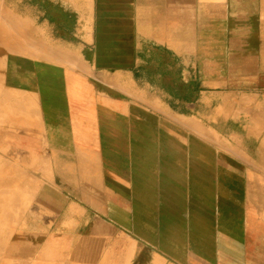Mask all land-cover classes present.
I'll use <instances>...</instances> for the list:
<instances>
[{
  "label": "crops",
  "instance_id": "crops-1",
  "mask_svg": "<svg viewBox=\"0 0 264 264\" xmlns=\"http://www.w3.org/2000/svg\"><path fill=\"white\" fill-rule=\"evenodd\" d=\"M0 54V264H264V0H0Z\"/></svg>",
  "mask_w": 264,
  "mask_h": 264
},
{
  "label": "rangeland",
  "instance_id": "rangeland-1",
  "mask_svg": "<svg viewBox=\"0 0 264 264\" xmlns=\"http://www.w3.org/2000/svg\"><path fill=\"white\" fill-rule=\"evenodd\" d=\"M1 55V54H0ZM4 57V55L2 56H0V63L3 65V59H5V58H3ZM3 67L1 66L0 67V74H3ZM2 89H4V86H3V84L2 83H0V91H1V94H2V92H3V90ZM0 94V96H2ZM0 107H3V104H1L0 103ZM0 141H1V138H0ZM3 142V141H2ZM0 144H1V142H0ZM1 146H0V173H5V172H7V169L8 170H10V167H11V171H12V168H13V165L12 164H9L10 165V167L8 168V165H7V148H2V150H1ZM4 153V154H3ZM5 153H6V155H5ZM3 169V170H2ZM6 170V171H5ZM1 171H3V172H1Z\"/></svg>",
  "mask_w": 264,
  "mask_h": 264
},
{
  "label": "bare ground",
  "instance_id": "bare-ground-1",
  "mask_svg": "<svg viewBox=\"0 0 264 264\" xmlns=\"http://www.w3.org/2000/svg\"><path fill=\"white\" fill-rule=\"evenodd\" d=\"M1 7H2V5H1ZM2 8H4V7H2ZM14 21H15V20H14ZM16 24H17V23H16ZM18 25H19V23H18ZM6 26H8V25H6ZM21 27H22V26H21ZM21 27L18 26V27H16V29H17V28H18V29H19V28L22 29L23 27H22V28H21ZM17 31L20 32L21 30H20V31L17 30ZM23 32H24V31H23ZM12 33H13V32H12ZM16 33H17V32H16ZM5 35H6V34H5ZM22 35H23V34H22ZM6 36H7V35H6ZM18 36H19V35H18ZM20 38H22V37H20ZM17 42H18V41H17ZM10 43H11V42H10ZM15 43H16V41H15ZM6 44H7V43H6ZM8 44H9V43H8ZM2 45H3V44H2ZM2 45H1V46H2ZM23 45H24V44H23ZM23 45H22V46H23ZM3 46H6V45H3ZM9 46H11V45H9ZM13 46H14V45H13ZM17 46H18V44H17ZM17 46H16V47H17ZM40 46H41V45H40ZM7 47H8V46H7ZM14 47H15V46H14ZM8 48H9V47H8ZM15 49H16V52H17V48H15ZM7 50H8V49H7ZM51 52H52V51H51ZM2 53H4V52L2 51ZM2 53H1V54H2ZM8 53H9V52H8ZM10 53H11V52H10ZM25 53H26V52H25ZM52 53H53V52H52ZM58 53H59V52H58ZM58 53H57V54H58ZM21 54H22V52H21ZM26 54H27V53H26ZM32 55H33V54H32ZM58 55H60V54H58ZM63 55H64V54H63ZM0 56H1V55H0ZM25 57H26V56H25ZM51 57H53V56H51ZM3 58H4V57H3ZM63 58H64V57H63ZM68 59H70V58H68ZM4 60L6 61V59H3V61H4ZM54 60H55V59H54ZM56 60H57V58H56ZM70 60H71V59H70ZM4 63H5V62H4ZM69 63H70V62H69ZM1 66H2V64L0 63V67H1ZM72 70H73V68H72ZM0 83H2V84L4 83V77H3L2 74H0ZM3 85H4V84H3ZM6 88H7V87H6ZM2 90H4V89H2ZM10 90H11V89H10ZM10 90H9V92H10ZM5 91H6V93H3V92H2V93H3L2 96H3V98L8 99V97L6 98V95L8 96V92H7V90H5ZM5 91H4V92H5ZM0 94H1V91H0ZM20 95H21V94H20ZM10 96H11V93H10L9 97H10ZM32 97H33V96H32ZM10 98H11V97H10ZM10 98H9V100H10ZM0 99H1V98H0ZM5 99H4V100H5ZM11 100H12V99H11ZM12 101H13V100H12ZM12 101H11V102H12ZM5 102H9V101H4L3 103H5ZM38 102H39V101H38ZM11 105H12V103H11ZM2 108H3V107H2ZM0 110H1V108H0ZM1 111L3 112V110H1ZM1 111H0V112H1ZM6 114H7V113H6ZM2 115H3V114H2ZM6 116H7V115H6ZM0 123H1V121H0ZM1 134H3V133H1ZM2 137H3V136H2ZM7 140H8V139H7ZM4 147H5V146H4ZM1 150H2V148H1ZM3 154H4V153H3ZM5 155H6V153H5ZM102 166H103V165H102ZM2 170H3V169H2ZM5 171H6V170H5ZM1 172H3V171H1ZM2 174H3V173H2ZM5 174H6V172L3 174V176H5ZM23 178H24V177H23ZM23 178H21V179H23ZM59 180H60V179H59ZM54 188H55V187H54ZM0 192H1V190H0ZM3 192H4V191H3ZM1 195H2V194H1ZM3 196H4V195H3ZM0 197H1V196H0ZM2 198H3V197H2ZM15 203H16V202H15ZM12 204H13V203H12ZM16 205H17V203H16ZM16 205H15V206H16ZM1 211H2V210H1ZM2 212H3V211H2ZM4 212H5V211H4ZM18 214H19V213H18ZM6 216H7V215H6ZM6 216H5V217H6ZM9 240H10V239H9ZM6 243H7V242H6ZM2 248H3V247H2ZM1 250H2V249H1ZM1 259H2V258H1ZM0 263H1V261H0Z\"/></svg>",
  "mask_w": 264,
  "mask_h": 264
}]
</instances>
